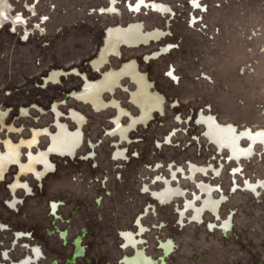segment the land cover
I'll return each mask as SVG.
<instances>
[{
	"label": "rangeland",
	"instance_id": "obj_1",
	"mask_svg": "<svg viewBox=\"0 0 264 264\" xmlns=\"http://www.w3.org/2000/svg\"><path fill=\"white\" fill-rule=\"evenodd\" d=\"M136 1L7 0L8 7L0 3V11L9 17L0 26V118L17 129L11 133L0 125V139L17 142L44 128L55 132L54 104L61 113L59 120L70 130L76 127L71 110L86 119L77 157H52L54 171L41 186L32 177L23 178L32 192L17 193L22 202L16 209L7 204L6 189L16 169L11 168L0 183V224L8 227L0 229V253L7 250L11 261L17 262L28 255L23 246L30 245L42 252L39 264H116L132 252L122 249L119 233L134 231V220L143 215L146 231L139 246L148 256L161 258L160 243H173L162 264H264V152L254 146L256 155L242 161L234 176L237 187L232 189L234 164L206 141L196 122L203 110L221 124L264 129V0H144L169 8L164 14L150 7L135 13L129 6ZM111 6L114 12L106 13ZM138 24L146 32L158 29L170 36L148 47L118 46L116 54L107 56V33ZM167 43L174 49L145 61V55ZM101 58L107 62L96 71L91 61ZM131 61L164 96L165 113L154 114L145 127L129 133V141L119 145L125 157L116 161L119 142L105 136L113 129L116 110L109 106L97 111L90 102L70 95ZM170 68L177 81L168 76ZM134 88L129 77H122L113 92H103L102 99L115 100L136 115L129 96ZM174 131L167 144L166 137ZM47 144L48 139L41 137L38 149ZM90 153L92 159H81ZM26 154L23 149L22 161ZM188 162L222 166L218 176L203 179L221 188L219 217L230 221L226 232L220 225L209 228V223H218L209 213L201 224L183 219L182 225L176 210L182 208L181 201L161 205L143 193L144 186L161 188L156 178L168 177L170 165L185 168ZM245 180L261 182L257 194L243 187ZM178 185L195 192L181 176ZM53 202L58 204L55 212ZM185 214L188 218L190 211ZM16 232L25 235L17 243ZM77 240L83 255L74 258Z\"/></svg>",
	"mask_w": 264,
	"mask_h": 264
},
{
	"label": "flooded vegetation",
	"instance_id": "obj_2",
	"mask_svg": "<svg viewBox=\"0 0 264 264\" xmlns=\"http://www.w3.org/2000/svg\"><path fill=\"white\" fill-rule=\"evenodd\" d=\"M144 7H150L155 12L164 14V12L169 13V8L165 6L150 3L146 4L144 0H137L134 6H129V9L135 13L139 12V9ZM193 7L198 8L196 3H193ZM105 12V11H103ZM114 12L113 6H111L106 13L111 14ZM142 25H132L127 29H115L113 32L107 33L106 37V55H111L117 53L118 46H123L130 49H136L140 47H148L152 44H160L162 40H165L170 36V33L154 29L150 32H146L144 27H142L143 31L141 30ZM174 47L167 43L158 46V48L145 55V61L149 62L150 60H154L159 58L162 55L168 54ZM120 56V55H119ZM117 56V57H119ZM101 61L97 62L98 65H101ZM130 63H134L135 67L134 70L131 66H128L129 63H126L122 66L121 69L117 71L111 72H118L120 76H127L129 77L133 83L135 84V88L132 92H130V102L137 108L136 115L129 113L126 109H124L119 103L115 100H112L110 103H107L103 100V102H90L93 108L97 111L102 110L106 107H113L116 110L114 117L112 118V130H108L106 132V137H116L119 143L115 144L116 152H115V160L119 161L124 159L126 151L120 149L119 145L120 142L129 141V133L133 132L139 126H146L154 117V114L164 115L165 113V99L164 96L161 95L156 90L152 89V83L146 79L145 74L137 70V64L135 61H131ZM133 70V71H132ZM109 71V73H111ZM124 73V74H123ZM105 75V74H104ZM104 75L102 77H104ZM117 75V74H116ZM114 75V76H116ZM171 75L176 79L174 80ZM112 76L111 79H115ZM119 76V77H120ZM168 76L172 78V81H177L176 76L173 73V69L170 68L168 71ZM120 79H115L114 83L111 84V87H108L106 90L107 92H113L115 86L118 85V81ZM141 85V86H140ZM146 86V87H145ZM99 84L88 85L86 90L80 89L77 92L73 93H81L83 90L85 92L81 93L78 100H85L89 97H93L96 92L99 90ZM125 90V89H124ZM85 93V94H84ZM57 105L54 104L53 108ZM207 110V109H205ZM123 118H127V122L123 123ZM85 119V118H84ZM86 121V119H85ZM177 122L182 123L181 119H178ZM197 124L200 125L203 129V136L206 141L212 145L216 151L221 155L223 152L227 155V162L233 163L234 168L232 169V189H236L235 183V175L240 172L241 163L242 161H248V159L252 158L256 155L254 151V147L248 146V142L245 140H238L239 134L242 135L244 131L250 130L253 133L259 130L264 129H252L250 127L244 126L241 129L233 124V123H223L221 124L217 117L210 112H204L201 110L197 115ZM85 124V123H84ZM83 124V126H84ZM82 126V128H83ZM81 128V131H82ZM7 130V129H6ZM17 131V129L15 128ZM42 130V129H40ZM15 131V132H16ZM37 131V130H32ZM31 131V133H32ZM170 133L169 136L166 137L165 142L168 144L171 141V137L173 133ZM33 136V137H32ZM248 136V134H247ZM246 136V137H247ZM41 137H45L48 139V144L45 149L41 150L38 149L39 141ZM35 139V141H33ZM247 140V139H246ZM262 144L264 145V134L263 137L260 139ZM241 142H245V146L241 145L242 150L237 149V145H240ZM0 143L3 146V150L0 152V183L5 180L6 174L9 172L11 168H15L16 172L12 181L9 183L8 187L6 188L10 194V200L8 201V205L11 210L17 208V205L21 204L22 199L17 196L18 192L25 193L26 196L31 195V187L29 183L26 182L23 178L32 177L36 182L42 185V180L47 177L50 173L54 171V164L52 163V157L62 158V159H75L80 151L83 143V132L81 134V139L77 142L73 149L69 152L61 151V152H53L50 150L51 147V139L47 135H39L36 134L32 135L29 139H20L17 142H13L9 138L0 139ZM11 144L13 146L12 149L8 148V145ZM160 146V144H158ZM37 148L36 151L33 152V149ZM249 148H252L251 150ZM26 150V155L24 161H22V150ZM260 150L264 152V148L260 147ZM93 158V153H90L86 157L83 156L82 160H90ZM222 166H220L221 169ZM158 166L154 169L156 170ZM195 169L193 174H191L192 170ZM220 169L214 167L212 164L207 165H197L191 162H188L185 168L180 166L170 165L168 167L169 176L168 177H157L156 183L161 184V188L159 190H150L148 186H144L143 193H148L151 198L160 203L161 205H171L177 201H181L183 206L181 209L178 207L177 215L178 220L183 225V221L186 220L188 222L201 224L203 221V216L206 213H209L212 216V219L215 218L218 220V223H209L208 226L210 229L212 228H219L223 232L230 226V221L228 220H221L219 217V207L224 200V196L222 195L221 188L217 185H213L210 182L205 181L203 178H207L208 175H213L214 177L219 175ZM199 175L201 179H196V176ZM178 176H181L182 179L188 180L192 183L195 192H189L178 185ZM171 189H177L180 193L168 200H161L159 195L165 191L166 187ZM262 186L261 182L258 181L256 184L251 183L248 180L243 182V187L247 190L252 191L253 193L257 194V187ZM205 188L209 189V193L205 192ZM217 193V197L214 196V193ZM191 193L190 197H187V194ZM212 201L214 204L212 206V210L208 207H204V202L207 200ZM51 210L55 212L58 204L51 203ZM147 211V209H146ZM145 211V212H146ZM186 211H190V216L186 217ZM198 211V212H197ZM143 215L137 217L135 222V230H124L121 231L120 237L122 240V249H130L132 252L130 255H124L120 259L119 263L116 264H162L164 257L168 256L173 251V243L171 240H166L160 243V250L162 252V257L159 259H154L151 256H148L143 248H141L142 243V234L146 231L145 227L141 223V218ZM184 219V220H183ZM220 221V222H219ZM1 231L8 230L3 224H0ZM15 238L16 242L19 240H23L25 235L22 232H16L13 235V239ZM14 243V245H15ZM25 249H29L28 255H25L22 259L18 260L17 262L11 261L9 257V252L4 250L0 253V264H39L38 261L41 258V250L37 246H23ZM30 247V248H29ZM75 253L74 258L81 257L83 255V248L80 246L79 240L75 241L74 244Z\"/></svg>",
	"mask_w": 264,
	"mask_h": 264
},
{
	"label": "crops",
	"instance_id": "obj_3",
	"mask_svg": "<svg viewBox=\"0 0 264 264\" xmlns=\"http://www.w3.org/2000/svg\"><path fill=\"white\" fill-rule=\"evenodd\" d=\"M141 30H142L143 33H145L143 31L142 27H141ZM107 56H110V55L107 54ZM98 61H99V59L96 60V61H91L92 62L91 66L96 71H99V69H101L103 67V65H105L106 62H107L106 58H101L100 61L102 63H101V65H98V67H97L96 64H97ZM128 66H131L133 68V70H134L135 64L134 63H129ZM112 71H115V70H112ZM104 74H103L104 77H102L98 81H96L94 83L93 82H91V83L87 82L84 85L85 90H86L88 85H94V84L97 83L100 86V88L96 92V94L93 97H89L88 99L83 100L84 102H92L93 103V102H95V100H97L96 102H103V99H102L103 92L106 91L108 89V87H111V84L114 83L115 79L118 80V79H120L122 77H125V76H122V75L120 76V73L118 74V72H111V73L107 72V73H104ZM114 75H116V76H114ZM112 76H114L115 79H111ZM171 77L174 80H176L172 75H171ZM53 111H54L55 116H56V118H55V132L51 133V131L48 128H44L42 130L32 131L31 134L32 135L36 134L37 136H39V135H47L48 137H50V139H51L50 150L53 151V152H61V151L69 152V151H71L73 149L74 145L77 142H79L80 139H81V134H82L81 128H82L83 124L85 123V119H84V117L81 114L75 112L74 110H71L70 113H69V116L74 121L76 127H75V129L70 130L65 123H63V122H61L59 120V117L61 116V113L58 111V109L56 107H54ZM0 125H1V128L7 129L8 132L15 133V131H16L15 127L6 126L3 123L1 118H0ZM33 141H35V139H33ZM260 143L262 144L261 141H260ZM262 147H263V145H262ZM242 148L243 147H241V143H240V145H237V149L238 150H242ZM194 171H195V169L192 170L191 174H193ZM205 192L208 194L209 193V189L205 188ZM179 193H180L179 190L171 189V188H169L167 186L165 191H163L159 195L158 198H160L161 200H168V199L178 195ZM213 205L214 204L209 199L204 202V207H208L210 210H212V206Z\"/></svg>",
	"mask_w": 264,
	"mask_h": 264
},
{
	"label": "bare ground",
	"instance_id": "obj_4",
	"mask_svg": "<svg viewBox=\"0 0 264 264\" xmlns=\"http://www.w3.org/2000/svg\"><path fill=\"white\" fill-rule=\"evenodd\" d=\"M105 35H106V31H105L104 36ZM83 92H85V90H83L81 93H83ZM81 93H72L70 95V97L72 96L73 98L77 99ZM247 134H248V136H247ZM263 134H264V130H259V131H256L255 133H253L250 130H247V131H244V133H242V135L239 134V136H238L237 139L238 140H245V141H247L248 142V146L250 145V147H252V146L254 147L255 145H258V146H260L263 149L264 148V145L260 143V139L263 137ZM262 145H263V147H262ZM249 149L251 150L252 148H249Z\"/></svg>",
	"mask_w": 264,
	"mask_h": 264
},
{
	"label": "clouds",
	"instance_id": "obj_5",
	"mask_svg": "<svg viewBox=\"0 0 264 264\" xmlns=\"http://www.w3.org/2000/svg\"><path fill=\"white\" fill-rule=\"evenodd\" d=\"M0 3H3L5 7H8L7 0H0ZM20 19L19 16L15 17V20L18 21ZM9 20V17L3 12L0 11V26H2L3 22H6ZM9 149H12L13 146L11 144L8 145Z\"/></svg>",
	"mask_w": 264,
	"mask_h": 264
}]
</instances>
